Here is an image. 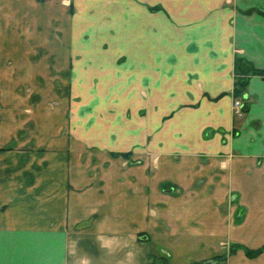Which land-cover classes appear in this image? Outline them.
I'll use <instances>...</instances> for the list:
<instances>
[{"label": "crops", "instance_id": "0c3cea01", "mask_svg": "<svg viewBox=\"0 0 264 264\" xmlns=\"http://www.w3.org/2000/svg\"><path fill=\"white\" fill-rule=\"evenodd\" d=\"M237 58L264 70V0H0V97L34 98L23 89L70 65L76 82L83 66L98 78L108 66L113 85L123 83L115 97L146 109L138 125L107 118L59 142L53 127L31 124L41 149L33 134L0 137V264H148L164 255L170 264H264V251L227 250L264 243L263 199L242 222L221 208L238 167L264 195V75H249V109L237 116Z\"/></svg>", "mask_w": 264, "mask_h": 264}, {"label": "rangeland", "instance_id": "374dc122", "mask_svg": "<svg viewBox=\"0 0 264 264\" xmlns=\"http://www.w3.org/2000/svg\"><path fill=\"white\" fill-rule=\"evenodd\" d=\"M160 8L167 12L166 8L160 7L159 5H150V9L153 11L159 10ZM248 12H252V10ZM258 12L261 11L258 10ZM102 40L103 38L95 42L91 41V43H93L94 45L93 49L98 50V47L102 43ZM85 42L86 41H84V43ZM124 60L125 58H119L118 64L122 63ZM59 69L60 68H55L56 71H58ZM82 69L83 80H78L77 82L75 80L76 72L74 73V66L70 65L66 67V74H64L63 72H59V70L56 74L52 75V80L49 83H33L34 86L31 84L33 88L31 87L27 89L25 87L23 89L25 93L28 91H35L36 95L34 98L19 97L18 99H10L9 95L6 97H0V126L2 125L0 127V137H3L4 139L12 136L16 137V143V141H18L20 137H30L29 134H33L34 139L38 140V146L40 147L38 149H41L43 136L41 135V131H28L29 129H31V124H33V126H35L34 128L36 129H40V125L42 126L43 124H46V126L49 125L51 126V128L53 127L48 134L52 139L57 138V142H59V138L62 139L66 136L68 139H71V135L74 134L73 127H80L83 129L82 133L87 132L89 135L91 132L87 130L86 127H89L91 124L99 123L106 125V122H108L109 120L111 121L113 117L115 118L116 122H132L138 125V123L142 119L141 117H143L146 113V109L137 108L138 99H135L133 101L134 105L132 103L130 106L129 104H126L127 106H124L123 102L125 100H123L122 98H118L117 96L115 97L113 91H118L123 83L120 82L113 85V83L111 82L114 78L112 69H109L108 66L100 67L99 69L106 70L102 72H106L108 74L107 76L104 73V75H102L103 78H98V68H96L95 66H83ZM107 69L110 71L107 72ZM6 70L9 69L6 68ZM243 77L248 78V76L246 75ZM1 85L2 84L0 83V87ZM18 85L21 89L22 87L26 86L25 84L20 83ZM9 91L10 89L8 88L3 92H8L9 94ZM0 94L3 95V93ZM244 99V97H234L233 103L237 100H240L244 103ZM131 100L132 99H130L129 102H131ZM14 110H17L18 114H15ZM243 113L246 112L243 111L241 114L236 113V115L240 116ZM44 114H48L46 120ZM107 118H109L108 121L106 120ZM111 122H113V120ZM14 125H18L19 131L23 134L14 130L16 128L14 127ZM53 129L55 131H53ZM24 132L26 134H24ZM233 135L235 136V138L239 137V135H237L235 132ZM210 136H212V134ZM10 148H12V146L6 147L4 148V150ZM1 149L2 148H0V150ZM69 149L70 148H68V150ZM133 151L134 149L132 147L130 151H123L121 153L129 152V154L132 155ZM114 154L121 155L120 152H114ZM241 171L242 168L240 170L239 167L237 170L234 169L231 171V182L236 186L237 190H235L236 192L232 191L231 193H229L228 202L223 203L221 206L224 216L229 221L236 217V220L238 222H242L246 218L247 213L251 215L254 199L255 205L257 200L259 203L258 197L260 198L261 202L262 199L264 202V195H259V193H257L259 191L258 189H254V192H252V189L254 187L256 188L258 186H263L261 180H257L255 177L252 180L250 173L247 174L243 171L241 173ZM239 201H241V203L243 204L238 205ZM260 208L261 207H258L253 211L254 217L260 214ZM248 224H250V221L248 222ZM252 228L255 229L254 227ZM246 229H249V227H243L244 233ZM254 234L255 233H251L252 236ZM144 235L145 233H141L139 236L143 237ZM227 245V250L230 253L233 252L231 250L236 251L239 248L244 249L243 247H241L244 245L239 242H228ZM165 257L167 258V256ZM247 257L254 258L249 256ZM152 260L154 261L153 264H166L165 261H163V259L160 257H152V259H149V262H152ZM196 263L202 264V261ZM167 264H170L168 258Z\"/></svg>", "mask_w": 264, "mask_h": 264}, {"label": "trees", "instance_id": "16d2710c", "mask_svg": "<svg viewBox=\"0 0 264 264\" xmlns=\"http://www.w3.org/2000/svg\"><path fill=\"white\" fill-rule=\"evenodd\" d=\"M235 73H236V76H235L234 88L232 92H233V96L235 98H238V97H244V93L248 85L249 75L250 74L264 75V70L254 67L251 63L244 60L243 58H237L235 60ZM245 75L248 76V78L243 77ZM248 109H249V104L247 102H244L242 105V110L244 112H247ZM120 154L123 156L130 155L129 152L120 153ZM241 247L244 248L246 255L249 257H257L264 251V243L257 248H250L246 246H241ZM231 251L234 252V250H231ZM160 258H162L163 261H165V263L167 264V258L165 256H161ZM225 258H226V255L214 256V259H217V260L225 259ZM153 262L154 261L152 260V262H149L148 264H153ZM194 264H197V263H194Z\"/></svg>", "mask_w": 264, "mask_h": 264}, {"label": "built area", "instance_id": "2783aa9c", "mask_svg": "<svg viewBox=\"0 0 264 264\" xmlns=\"http://www.w3.org/2000/svg\"><path fill=\"white\" fill-rule=\"evenodd\" d=\"M242 105H243V102L240 101V100H237L233 103V106H234V110L237 114H241L243 112L242 110Z\"/></svg>", "mask_w": 264, "mask_h": 264}]
</instances>
